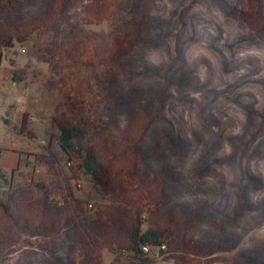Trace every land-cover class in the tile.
I'll use <instances>...</instances> for the list:
<instances>
[{"label": "rangeland", "instance_id": "rangeland-1", "mask_svg": "<svg viewBox=\"0 0 264 264\" xmlns=\"http://www.w3.org/2000/svg\"><path fill=\"white\" fill-rule=\"evenodd\" d=\"M44 2L32 0V9ZM256 4L264 10V0H142L145 45L119 65L123 91L154 94L142 148L155 166L174 160L176 138L189 146L184 166L173 172L166 208L194 215L190 230L196 237L233 240L208 256L190 257L201 264H241L238 257L245 252L264 263V35L253 28L264 26L245 15ZM65 22L76 27L73 19ZM49 43L31 41L41 51ZM16 71L24 72L17 83ZM50 80L49 63L30 45L16 43L0 52V201L27 187L42 197L57 180L63 152L53 123L65 97L49 89ZM206 155L208 165L193 172V163ZM69 183L71 195L93 203L87 181L81 182L83 190ZM15 241H8L0 264H54L41 240ZM164 244L165 259H171L166 264L183 256ZM112 259L106 250L105 264Z\"/></svg>", "mask_w": 264, "mask_h": 264}, {"label": "trees", "instance_id": "trees-1", "mask_svg": "<svg viewBox=\"0 0 264 264\" xmlns=\"http://www.w3.org/2000/svg\"><path fill=\"white\" fill-rule=\"evenodd\" d=\"M129 4L45 0L35 11L32 0H0V52L13 50L16 43L30 45L50 65L49 89L65 97L53 123L63 152L59 175L51 171L57 180L45 187L42 197L28 187L5 194L0 201V257L8 241L36 238L54 264H105L106 250L113 254L110 264H166L171 259H156L164 243L183 253L173 257L174 264H201L196 258L233 242L196 237L190 230L194 215L177 206L166 208L173 172L184 166L189 146L176 138V157L161 166L142 148L155 97L123 91L119 65L134 59L145 45L142 0H133L126 16ZM252 8L255 12L245 13L247 19L256 16L264 26V10L258 4ZM65 19L75 20L76 27L67 26ZM253 28L264 35L263 27ZM31 41L50 43L41 51ZM23 74L14 72V82L22 81ZM209 161V155L197 159L192 171H203ZM70 181L78 190L87 181L93 203L71 195ZM238 259L258 264L255 253Z\"/></svg>", "mask_w": 264, "mask_h": 264}, {"label": "built area", "instance_id": "built-area-1", "mask_svg": "<svg viewBox=\"0 0 264 264\" xmlns=\"http://www.w3.org/2000/svg\"><path fill=\"white\" fill-rule=\"evenodd\" d=\"M23 53H25L26 51L25 50H22ZM91 206V205H90ZM145 252H149V248L148 247H145L144 248ZM167 251H168V248H167V245L166 244H163L156 252V259L158 261H162L165 259V257L167 256Z\"/></svg>", "mask_w": 264, "mask_h": 264}]
</instances>
